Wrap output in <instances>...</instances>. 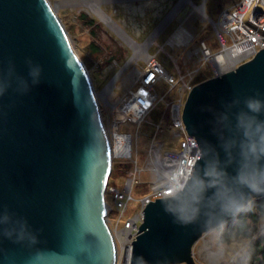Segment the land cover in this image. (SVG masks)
I'll return each mask as SVG.
<instances>
[{
	"label": "water",
	"instance_id": "water-1",
	"mask_svg": "<svg viewBox=\"0 0 264 264\" xmlns=\"http://www.w3.org/2000/svg\"><path fill=\"white\" fill-rule=\"evenodd\" d=\"M73 50L48 0H0V75L11 81L0 97V264H115L104 202L109 141ZM26 61L42 71L21 94L16 77L28 79ZM256 92L264 99V49L190 89L181 111L188 135L217 145L214 113ZM203 235L199 224L173 223L157 199L143 210L130 264H198L192 248Z\"/></svg>",
	"mask_w": 264,
	"mask_h": 264
},
{
	"label": "rangeland",
	"instance_id": "rangeland-1",
	"mask_svg": "<svg viewBox=\"0 0 264 264\" xmlns=\"http://www.w3.org/2000/svg\"><path fill=\"white\" fill-rule=\"evenodd\" d=\"M88 1L92 2L91 6ZM241 1L48 0L64 26L73 51L88 72L96 92L103 125L108 130H111L112 121L109 105L137 86V75L144 69L149 58L155 57L166 73L173 75L175 79L179 75L197 70L198 73L191 77L188 84L189 90L208 80L213 65L203 61L199 48L205 44L212 53L220 51V39L215 32L218 18L223 9L234 8ZM95 9L104 14L108 22H104L95 13ZM247 17H244L245 24H248ZM224 38L227 45L231 44L230 38L225 35ZM116 51L120 54L117 55ZM204 77L208 78L203 79ZM197 78L199 83H196ZM155 87L158 98H165L147 116L146 123L138 130L136 126L119 130V133L132 135L133 161L136 160L137 167L143 169L139 183L132 189V201L128 203L125 217L131 218L137 213L138 200L150 192L153 176L144 170V167L151 166L147 151L155 133L153 125L161 124V130L155 139L165 144L163 151L174 149L181 140L171 138L172 133L168 125L169 111L177 101V91L171 90L164 81ZM136 133L139 136L138 141ZM133 168L134 165L129 160L113 158L110 185L122 191ZM107 202L112 205L109 196ZM110 217L115 220L117 213H111ZM263 231L264 221L261 220L253 238ZM202 240H197L192 249L194 260L198 264H209L205 254H201ZM205 241L214 253L215 246L211 238L205 236ZM233 255L234 252L227 253L223 260H215L214 263L233 264Z\"/></svg>",
	"mask_w": 264,
	"mask_h": 264
},
{
	"label": "clouds",
	"instance_id": "clouds-1",
	"mask_svg": "<svg viewBox=\"0 0 264 264\" xmlns=\"http://www.w3.org/2000/svg\"><path fill=\"white\" fill-rule=\"evenodd\" d=\"M29 65L28 79L17 76L21 94L29 90V80L35 86L40 82L41 69ZM12 72V69H9ZM11 81L6 83L0 75V97ZM214 113L213 135L217 145L197 142L199 157L191 168L164 185L170 195L160 197L163 210L173 223L182 227L199 224L204 235L211 238L216 261L234 252L233 264H248L252 244L250 222H240L225 235L228 219L236 221L242 214L254 211L255 197H264V99L256 92L252 96L236 97ZM117 145L121 136L114 138ZM219 149V151L217 150ZM221 152L223 159H221ZM229 168L233 172L228 171ZM12 231L3 235L11 238ZM23 239V236L19 237ZM35 243V238L32 237ZM236 249H239L236 251ZM140 264H145L139 258Z\"/></svg>",
	"mask_w": 264,
	"mask_h": 264
},
{
	"label": "built area",
	"instance_id": "built-area-1",
	"mask_svg": "<svg viewBox=\"0 0 264 264\" xmlns=\"http://www.w3.org/2000/svg\"><path fill=\"white\" fill-rule=\"evenodd\" d=\"M246 16H248V24L244 22ZM218 19L215 32L220 39V51L212 53L205 44H202L199 48L203 61H208L213 65L209 79L235 70L239 65L252 59L258 51L264 49V0H242L234 8L223 10ZM237 32L241 36L240 39L236 37ZM224 35L231 39V44L227 45ZM241 44L247 46L248 52L232 63L231 59L228 58V52ZM220 57H223L224 60H221ZM195 73H198V71L187 72L186 75H179L175 79L173 75L166 73L155 57H151L146 61L144 69L137 75V86L116 100L115 103L109 105L112 120L111 130L105 129V131L109 141L111 161L113 158L125 159L134 165L133 170L127 176L122 191L116 190L114 186L110 185V175L104 191L106 222L116 249L115 264H130L132 244L143 222L144 208L148 203L160 199L162 196L170 195V191L163 190L164 185L182 174L185 171V166L189 168L194 166V162L199 156L197 141L194 137L188 135L181 112L190 91L188 84ZM161 81L170 86L171 90L176 89L177 91V101L169 111L170 122L168 125L172 133L171 138H180L181 140L174 149L163 151L166 148L165 144L155 139L157 133L161 130V124L153 125L155 133L151 139L149 151H147L151 159V166L144 167V170L149 171L153 176L150 192L138 200L137 213L131 218L125 217L128 203L132 201V189L134 185L139 183V176L143 169L137 167L136 160L133 161L132 135L130 133H119V130L128 126H136L138 130L143 123H146L147 116L165 98H158L155 92V86ZM118 136L123 138V143L120 145H117L114 139ZM135 137L138 141V133L135 134ZM115 145L119 147L117 153L120 155L113 154ZM108 196L111 198V206L107 202ZM113 212L117 213L115 220L110 217ZM203 238H205V235L200 239ZM207 245L208 250L213 252L210 245Z\"/></svg>",
	"mask_w": 264,
	"mask_h": 264
},
{
	"label": "trees",
	"instance_id": "trees-1",
	"mask_svg": "<svg viewBox=\"0 0 264 264\" xmlns=\"http://www.w3.org/2000/svg\"><path fill=\"white\" fill-rule=\"evenodd\" d=\"M90 24H92V22H90ZM116 54L119 55L120 52L116 51ZM207 78L204 77L203 79ZM198 81L199 79L197 78L196 83H199ZM261 220L264 221V197L255 199L254 211L242 214L236 221H233L232 219L228 221L225 229V235L233 230L237 223L248 221L250 222L249 227L252 229V237H255L254 235L257 234V225ZM248 264H264V231L261 234L259 233L256 238L252 239Z\"/></svg>",
	"mask_w": 264,
	"mask_h": 264
},
{
	"label": "bare ground",
	"instance_id": "bare-ground-1",
	"mask_svg": "<svg viewBox=\"0 0 264 264\" xmlns=\"http://www.w3.org/2000/svg\"><path fill=\"white\" fill-rule=\"evenodd\" d=\"M91 4H92V2H89L88 1V5L89 6H91ZM98 10V9H97ZM96 9H95V13L96 14H98L99 15V17H101V19L104 21V22H108V20H107V18H106V16L104 15V14H102V13H100L99 11H97ZM98 12V13H97ZM176 37V36H175ZM179 37V36H178ZM236 37H237V39H240L241 38V36H240V34H239V32H237L236 33ZM248 52V49H247V46L245 45V44H241V45H239V46H237L236 48H234V49H232L231 51H229L228 52V58H230L231 59V61H232V63L234 62V61H236L239 57H241V56H243V55H245L246 53ZM220 59L221 60H224V58L223 57H220ZM218 64H219V62H218ZM95 91V90H94ZM95 95H96V92H95ZM97 97V96H96ZM103 123V122H102ZM119 137V136H118ZM116 141V140H115ZM122 143H123V141H122ZM121 143V144H122ZM117 144V143H116ZM116 147H115V151H114V155L116 154V155H120V154H118L117 152H118V150H119V147L117 146V145H115ZM120 147H122V146H120ZM113 156V155H112ZM204 239L205 238H203V246L201 247V254H205V256H206V260L208 261V263L209 264H215L214 262H215V259H214V257H213V252H210V250H208V245H207V243H206V241H204ZM197 243V242H196ZM195 243V244H196ZM194 244V245H195ZM194 247V246H193ZM193 249V248H192ZM192 256H193V259H194V253L192 252ZM227 260H228V258H227ZM224 263V262H223Z\"/></svg>",
	"mask_w": 264,
	"mask_h": 264
}]
</instances>
